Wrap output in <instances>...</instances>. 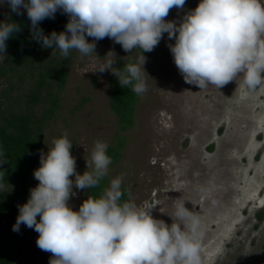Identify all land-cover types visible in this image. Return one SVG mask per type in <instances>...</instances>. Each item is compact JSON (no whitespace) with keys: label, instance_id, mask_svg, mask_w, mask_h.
Segmentation results:
<instances>
[{"label":"rangeland","instance_id":"obj_1","mask_svg":"<svg viewBox=\"0 0 264 264\" xmlns=\"http://www.w3.org/2000/svg\"><path fill=\"white\" fill-rule=\"evenodd\" d=\"M200 2L186 0L182 10H170L166 21L178 26ZM261 3L264 6V0ZM13 13L7 4L0 6V22ZM86 39L96 43L100 59L94 53L82 57L74 50L61 104L27 180L30 190L39 184L34 171L54 139L67 135L76 173L83 175L92 171L86 161L95 143L113 146L121 134L126 145L121 158L109 165L107 188L112 179L122 176V189L130 201L145 208L157 204L150 214L168 226L173 223L174 203L179 202L174 200L185 202L204 225L202 264H264V87L248 92L241 87L242 76L219 90L186 83L168 47L175 40L165 33L152 52L143 53L147 91L139 95L135 125L120 132L110 107L113 74L100 73L96 66L109 51L115 54L114 68L127 59L135 64L140 49L129 53L107 37ZM70 179L75 181V176ZM19 188L14 178L0 185V193ZM73 193L68 204L78 211L86 189L74 187ZM38 236L21 224L12 241L15 264H49L52 254L38 248Z\"/></svg>","mask_w":264,"mask_h":264},{"label":"clouds","instance_id":"obj_2","mask_svg":"<svg viewBox=\"0 0 264 264\" xmlns=\"http://www.w3.org/2000/svg\"><path fill=\"white\" fill-rule=\"evenodd\" d=\"M186 0H0L16 15L27 12L31 38L44 48L59 50L67 58L70 50L82 57L95 54L96 43L111 39L125 52L140 49L138 62L123 69L113 67L114 52L109 51L96 71H110L121 87L131 86L136 95L147 91L144 75L145 52H152L167 33L174 63L188 84L201 90H217L243 77L241 87L254 92L264 87V6L261 0H201L177 26L166 21L171 9L182 10ZM69 17L65 31L44 35L38 25L54 19L57 11ZM10 20V17H9ZM20 25L0 22V63L6 56V41ZM178 34V35H177ZM96 56V54H95ZM97 59H100L96 56ZM95 71V72H96ZM53 147L41 156L34 171L39 184L30 190L28 202L19 207L13 231L24 224L38 234L39 249L50 252L49 264H202L201 247L205 229L196 212L180 199L174 203L171 226L150 214L152 203L141 207L122 202L123 177L110 181L100 198L89 197L73 211L68 204L79 190L95 188L108 175L112 159L108 144L97 141L83 175L76 173L73 144L64 137L54 139ZM5 163L0 151V164ZM75 176V181L70 177ZM201 192L204 189H200ZM213 205L217 204L212 200ZM39 217V221H37Z\"/></svg>","mask_w":264,"mask_h":264},{"label":"trees","instance_id":"obj_3","mask_svg":"<svg viewBox=\"0 0 264 264\" xmlns=\"http://www.w3.org/2000/svg\"><path fill=\"white\" fill-rule=\"evenodd\" d=\"M28 2V0H25ZM23 15L15 13L1 22H14L21 31L14 33L6 41V56L0 63V151L4 153L6 168L0 167V185L16 178L20 188L13 193H0V264H15L12 241L19 232L13 225L19 215V207L28 202L30 187L27 183L32 170L39 162V153L45 141V132L61 104L63 91L68 83L74 50L64 58L59 50L52 56L53 48H44L42 42L31 38V21L25 9ZM10 17V20H9ZM69 17L57 11L54 19H45L38 27L44 35L53 31L64 32ZM127 59L117 69H123ZM139 95L131 86L121 87L113 75L110 107L117 117L120 132L130 130L135 125ZM126 137L119 134L115 145L108 147L106 154L117 161L122 156ZM108 176L95 188L86 189V198H100L108 186ZM124 192L122 202L129 201ZM21 226V225H20ZM20 231V229H19Z\"/></svg>","mask_w":264,"mask_h":264},{"label":"water","instance_id":"obj_4","mask_svg":"<svg viewBox=\"0 0 264 264\" xmlns=\"http://www.w3.org/2000/svg\"><path fill=\"white\" fill-rule=\"evenodd\" d=\"M0 167H1L2 169H5V168H6V164H5V163H2V164H0Z\"/></svg>","mask_w":264,"mask_h":264}]
</instances>
